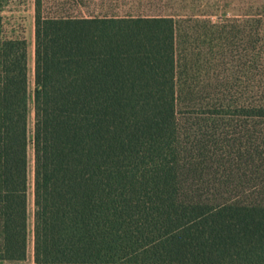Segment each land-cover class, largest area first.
Segmentation results:
<instances>
[{
	"label": "trees",
	"instance_id": "1",
	"mask_svg": "<svg viewBox=\"0 0 264 264\" xmlns=\"http://www.w3.org/2000/svg\"><path fill=\"white\" fill-rule=\"evenodd\" d=\"M3 1L0 264H264V3L212 22L36 0L30 129Z\"/></svg>",
	"mask_w": 264,
	"mask_h": 264
},
{
	"label": "rangeland",
	"instance_id": "2",
	"mask_svg": "<svg viewBox=\"0 0 264 264\" xmlns=\"http://www.w3.org/2000/svg\"><path fill=\"white\" fill-rule=\"evenodd\" d=\"M40 14L43 17L87 16L89 14H165L175 17L208 18L218 22V18L241 17L260 7L264 0H38ZM36 0H4L1 14L7 33L21 34L28 45V89L29 113L28 125H33V33ZM264 94V93H263ZM30 160L28 171V252L32 259L33 228V187H32V148L29 146Z\"/></svg>",
	"mask_w": 264,
	"mask_h": 264
}]
</instances>
